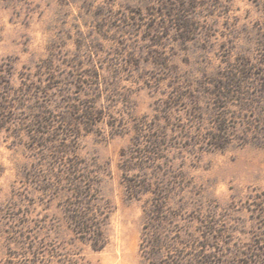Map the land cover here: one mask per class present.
<instances>
[{
    "label": "rangeland",
    "instance_id": "obj_1",
    "mask_svg": "<svg viewBox=\"0 0 264 264\" xmlns=\"http://www.w3.org/2000/svg\"><path fill=\"white\" fill-rule=\"evenodd\" d=\"M8 60L15 87L45 94L24 106L20 140L0 134V260L43 242L75 264H142L159 197L179 240L264 264V0H0ZM82 104L99 121L60 158L51 140ZM42 105L49 141L31 133L27 108ZM82 202L108 213L103 250L73 231Z\"/></svg>",
    "mask_w": 264,
    "mask_h": 264
},
{
    "label": "trees",
    "instance_id": "obj_2",
    "mask_svg": "<svg viewBox=\"0 0 264 264\" xmlns=\"http://www.w3.org/2000/svg\"><path fill=\"white\" fill-rule=\"evenodd\" d=\"M14 77V61L8 60L2 63L0 65V134L3 131L7 132L6 138H13V142H17L21 139V126L24 125L19 123L20 114L25 110L24 106L27 102L41 100L45 92L38 90V87L33 88V82L30 83L32 85H28L27 89L15 87L13 84ZM20 78L23 85H26L25 76ZM99 84L101 86V83L98 82L97 85ZM113 92L114 89L109 90V94ZM44 108L43 105L38 109L27 108V111L34 112L33 131L30 132L36 138L49 141L45 137V134H48L46 126L49 125V121L45 117ZM77 112L80 113L79 118L62 117L60 124L63 127L55 131L57 138L54 141L51 140V143L56 142L57 145L52 143L51 147L55 149L54 153L60 158L68 153L67 151L78 139L77 130H80L81 126L90 128L99 121V112L92 105L82 104ZM13 125L18 127L16 128L17 132L13 130L12 133ZM225 135H229L227 129H221V133L215 135L216 148L222 149L224 147L226 144ZM69 167L71 168L70 165ZM77 191L79 194V189ZM80 194L83 196L84 191H81ZM105 212H102L104 217L101 218L91 207L82 202L70 216L75 234L82 241L89 242L96 251L103 250L109 243L104 230L105 221L108 218V213L105 214ZM145 213L146 222L140 243L142 264H223L220 253L211 249L214 246H211L207 241H201L194 234L187 239L179 240V237H176L177 231L168 225L174 224L177 214L170 213L168 204L163 198L152 199ZM19 244L17 250H10L7 257L0 260V264H75L71 259L62 258L57 251H53L48 256L49 250L43 242H19Z\"/></svg>",
    "mask_w": 264,
    "mask_h": 264
}]
</instances>
